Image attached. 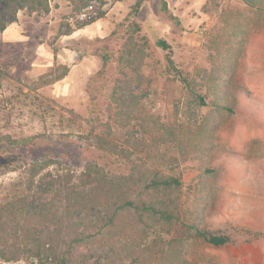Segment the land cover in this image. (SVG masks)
I'll return each instance as SVG.
<instances>
[{"label": "rangeland", "instance_id": "rangeland-1", "mask_svg": "<svg viewBox=\"0 0 264 264\" xmlns=\"http://www.w3.org/2000/svg\"><path fill=\"white\" fill-rule=\"evenodd\" d=\"M136 1L48 0V13L18 12L0 32V150L9 146L0 156V208L26 193L20 158L58 154L49 170L76 174L90 157L113 174L136 160L185 185L170 197L185 223L155 240L159 264H264V0L260 8L165 0L166 11L160 0H142L135 32L125 19ZM90 5L89 18L102 17L80 28L77 16ZM103 56L108 69L97 76ZM145 132L157 133L148 146L139 142ZM97 135L113 141L105 155L94 150ZM24 140L38 146L18 150ZM195 222L231 242L189 238L185 226ZM12 237L8 244H21Z\"/></svg>", "mask_w": 264, "mask_h": 264}, {"label": "trees", "instance_id": "trees-1", "mask_svg": "<svg viewBox=\"0 0 264 264\" xmlns=\"http://www.w3.org/2000/svg\"><path fill=\"white\" fill-rule=\"evenodd\" d=\"M242 2L250 8L262 7L261 0ZM141 3L142 0H137L125 19L135 32L139 31L134 20ZM160 3L162 10L166 11L165 0H160ZM49 10L48 0H0V32L17 22L18 12L48 13ZM100 17L101 13L96 18H88L80 28ZM157 46L163 50L168 48L162 40L157 41ZM101 59L102 67L97 76L104 75L108 69L109 58L103 56ZM168 62L172 64L170 60ZM67 71L68 68H65L53 81L63 79ZM174 72L186 90L191 89V83L183 74L177 69ZM129 85L132 86L131 83ZM142 96H145V92ZM198 99L202 101L200 96ZM217 107L224 108L220 104ZM147 124L143 120L142 125ZM174 132L168 130L166 133L172 135ZM145 133L147 137L139 142L148 146V143L155 141L157 133L155 136L152 132ZM94 138L97 139L94 150L105 155L113 141L108 143L100 135ZM148 138L152 141L148 142ZM17 143L10 141L15 147ZM22 143L25 148L18 145L17 149L25 152L38 146L32 140ZM116 143L118 141L114 140ZM136 144L133 147L136 148ZM7 147L0 150V156ZM132 151L130 154L135 153V150ZM52 157L59 155L41 160L20 158V166H25L28 171L26 193L0 208V257L4 261L17 262L29 257L37 259L39 264L160 263V258L155 260V240L162 241L163 234L169 236L171 229L174 232L179 230L178 223H185L182 222L179 204L170 198L185 186L180 179L165 175L158 169L147 168L136 160L127 165V173L113 174L105 164L92 157L85 161L77 174L67 169L59 172L49 170L54 165L50 159ZM31 220L36 223L31 224ZM185 227L194 233L189 238H197L212 247H224L231 242L228 236L200 228L198 222ZM11 231L13 234H10ZM9 235H14L13 239L20 235L21 244L15 241L8 244ZM169 239H173V236Z\"/></svg>", "mask_w": 264, "mask_h": 264}, {"label": "built area", "instance_id": "built-area-1", "mask_svg": "<svg viewBox=\"0 0 264 264\" xmlns=\"http://www.w3.org/2000/svg\"><path fill=\"white\" fill-rule=\"evenodd\" d=\"M92 6H87L78 16L77 19L81 22L86 21L89 18V14L92 12ZM17 264L23 263V260L16 262ZM2 264H9V262H3ZM31 264H39L37 259H31Z\"/></svg>", "mask_w": 264, "mask_h": 264}]
</instances>
